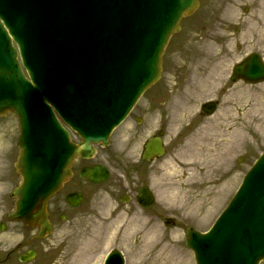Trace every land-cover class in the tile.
Segmentation results:
<instances>
[{
    "label": "water",
    "instance_id": "1",
    "mask_svg": "<svg viewBox=\"0 0 264 264\" xmlns=\"http://www.w3.org/2000/svg\"><path fill=\"white\" fill-rule=\"evenodd\" d=\"M197 2L0 0V18L7 27L0 22V113L10 110L18 116L20 130L16 166L22 183L15 191V216L27 223L39 219L47 227L46 201L68 175L73 156L90 140H105L160 77L164 46ZM11 37L30 80L21 71ZM245 68L238 66L236 72L251 81L264 78V66L256 59ZM49 104L86 139L85 146L69 143ZM162 153L160 140L151 139L144 158ZM186 234L196 264L264 259V152L213 227L206 233L188 228ZM105 264H123V259L114 251Z\"/></svg>",
    "mask_w": 264,
    "mask_h": 264
},
{
    "label": "flooded vegetation",
    "instance_id": "2",
    "mask_svg": "<svg viewBox=\"0 0 264 264\" xmlns=\"http://www.w3.org/2000/svg\"><path fill=\"white\" fill-rule=\"evenodd\" d=\"M238 3H242L241 0H210L209 4L201 0L182 31L187 33L191 28L195 43L192 53L182 52V59L190 54L197 66L192 69L187 65H182L180 69L173 67V61L178 55L166 56L167 63L165 59L163 62V74L167 72L173 79L181 76L176 83L181 79L191 80V74L194 76L189 90L194 99L201 100V105L214 102L215 110L218 107L223 110V104L227 103L229 111L233 109L232 113L243 111L237 101L242 104L246 100L245 87L251 84L243 78H232L235 65L253 53L264 62L262 4L257 0L255 5H251L252 8L244 7L243 12H239L240 8L236 6ZM183 38L184 35L176 36L171 41V48L181 50ZM197 59L201 61L200 64L196 63ZM167 90V87L162 86L151 94H143L141 98L144 100L140 98L125 119L112 130L106 145L92 142V149L88 151L91 156L74 158L68 178L48 200L47 217L53 229L58 219L76 218L81 212L99 213L98 216L105 219L125 209L131 214L139 212L134 218L137 226L142 228L151 224L153 216L165 219L164 207L156 204V200L154 206L149 208L142 207L138 200L140 190L151 184L154 162L142 158L144 145L167 124L166 108L162 109L169 96H172ZM228 99L231 101L228 102ZM201 105L196 112L200 121L210 116L205 114ZM245 106L246 103H243ZM7 116L9 125L0 127V264H25L20 256L25 257L29 251L38 256V243L41 239L36 236L38 228L29 227L21 220H11L8 216L14 202L10 192L19 177L13 166L17 156V130L13 127L15 118L9 114ZM63 126L67 128L64 123ZM68 130L70 140L80 143L82 139ZM93 167L105 168L106 179L93 181L82 176L84 169Z\"/></svg>",
    "mask_w": 264,
    "mask_h": 264
},
{
    "label": "rangeland",
    "instance_id": "3",
    "mask_svg": "<svg viewBox=\"0 0 264 264\" xmlns=\"http://www.w3.org/2000/svg\"><path fill=\"white\" fill-rule=\"evenodd\" d=\"M241 2L243 4L236 5L240 8L239 12H243L244 7L252 8L257 0ZM209 3L210 0H206V4ZM260 4L264 13V0ZM182 31L184 45L181 50L173 49L169 44L166 51L169 57L178 55L173 61V67L177 69L182 65L194 67L189 63L190 54L182 59V52L192 53L190 48L195 44L194 34L191 29L187 33ZM200 62L197 59L196 63ZM180 78L173 79L165 72L160 82L153 86V90L167 87V93L172 96L162 106V109L166 108L168 118L164 128L167 150L152 163L151 189L158 205L166 208L163 215L174 217L175 222L166 225L153 216V224L146 230L134 228V215L137 213H127V209L113 213L107 219L99 217V213H82L74 219L59 221L55 232L39 243V258L28 264H84L78 254L81 242L84 243L87 237H94V233L100 234L97 239L100 244L93 242L96 244L87 245L85 255L89 254L91 247H96L98 258L95 264L111 248L123 251L126 264H194L192 252L185 246V228L193 226L202 230L212 223L264 147V86H247L244 128L239 125V117L236 118V126H233L224 111H220L214 118L212 127L215 133L210 139L207 134H197L203 128L195 126L201 100L193 99L189 90L193 78L176 83ZM153 90L145 93L151 94ZM192 149L196 150L195 156L190 152ZM104 203L109 205L107 200ZM111 226L112 231L109 230ZM168 256L170 258L166 262ZM87 264H93V261L88 260Z\"/></svg>",
    "mask_w": 264,
    "mask_h": 264
},
{
    "label": "bare ground",
    "instance_id": "4",
    "mask_svg": "<svg viewBox=\"0 0 264 264\" xmlns=\"http://www.w3.org/2000/svg\"><path fill=\"white\" fill-rule=\"evenodd\" d=\"M195 149H192L190 152L193 154V156H195ZM195 162H196V160H194ZM192 162V164H194L195 162ZM214 168L215 167H213V169H212V171L214 170ZM93 240L94 239H91V238H86L85 239V241H84V243H82L81 242V248H80V250H79V252H78V254H79V256L82 258V261L84 262V264H87V261L89 260V261H93V264H95V262L97 261V254H95V251L93 250H91L92 252L88 255V256H86L85 254H86V252H87V250H86V243H88V245H90L92 242H93ZM174 255V254H173ZM169 256H168V258L166 259V262H168L169 261Z\"/></svg>",
    "mask_w": 264,
    "mask_h": 264
}]
</instances>
